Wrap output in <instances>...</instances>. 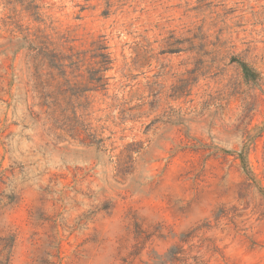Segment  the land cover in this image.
Masks as SVG:
<instances>
[{"label": "rangeland", "instance_id": "1", "mask_svg": "<svg viewBox=\"0 0 264 264\" xmlns=\"http://www.w3.org/2000/svg\"><path fill=\"white\" fill-rule=\"evenodd\" d=\"M108 1L0 0V264H264V0ZM44 36L108 86L37 83Z\"/></svg>", "mask_w": 264, "mask_h": 264}, {"label": "trees", "instance_id": "2", "mask_svg": "<svg viewBox=\"0 0 264 264\" xmlns=\"http://www.w3.org/2000/svg\"><path fill=\"white\" fill-rule=\"evenodd\" d=\"M111 1L113 0L107 2L108 9L104 11V15L109 14L112 7ZM118 1L124 2L123 5L125 6L131 0ZM61 39L65 40L60 44H56L47 36H44L37 44L31 43L28 39H23L21 41L25 43L16 51V55L22 48L30 50L32 53L28 54L26 65L29 71L35 72V81L43 85L45 77L57 79L60 96L63 97V101H67L69 106H73L74 103L85 99V93L88 91L108 86L109 77L103 73L107 74L112 70L114 60L105 40L95 41L91 44V49H84L67 37L63 36ZM238 62L245 76L250 77L253 73L247 63ZM48 71H50L49 74ZM53 73H56L55 76ZM171 253H173V249L169 251L166 257H169ZM9 258L11 260V253L10 256H7L8 261Z\"/></svg>", "mask_w": 264, "mask_h": 264}]
</instances>
